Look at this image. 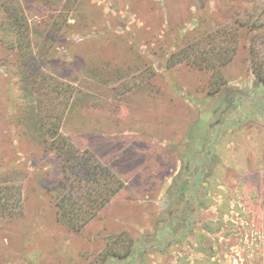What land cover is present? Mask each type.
Returning a JSON list of instances; mask_svg holds the SVG:
<instances>
[{
  "label": "rangeland",
  "instance_id": "obj_1",
  "mask_svg": "<svg viewBox=\"0 0 264 264\" xmlns=\"http://www.w3.org/2000/svg\"><path fill=\"white\" fill-rule=\"evenodd\" d=\"M18 1L34 41L67 14L42 66L72 93L56 112L58 133L122 186L80 232L61 219L57 203L74 176L37 124V93L0 9V192L17 202L0 212V264H264V83L255 66L264 0ZM219 125L232 128L213 151L221 165L210 197L189 213L182 170ZM184 209L193 229L175 234ZM122 235L135 256L104 261Z\"/></svg>",
  "mask_w": 264,
  "mask_h": 264
},
{
  "label": "trees",
  "instance_id": "obj_2",
  "mask_svg": "<svg viewBox=\"0 0 264 264\" xmlns=\"http://www.w3.org/2000/svg\"><path fill=\"white\" fill-rule=\"evenodd\" d=\"M0 9L8 22L11 32V50L17 54L20 66L30 79L32 100L37 102V110L43 114L37 124L45 129L52 137L53 149L63 158L65 164H69L74 176L69 191L57 203V213L67 224L70 230L80 232L110 200L120 191L121 184L118 179L96 164L94 158L88 153H81L74 143L63 135H59L62 118L56 115L58 110L64 109V102L72 96L70 88L64 83L57 81L43 69V60L48 57L54 40L63 31L66 25L67 14L60 20L52 22L51 26L40 36L37 41L31 39L29 23L26 13L18 0H0ZM59 17V16H58ZM57 17V19H58ZM39 43V44H38ZM215 49L210 50L213 52ZM207 55V53H203ZM223 50L215 54L223 56ZM172 57L170 64L173 65L178 59ZM211 59H201V63H209ZM258 66V79L264 83V59L256 61ZM260 70V71H259ZM221 80V79H219ZM221 83H214L219 85ZM41 120V121H40ZM47 153V148H45ZM69 169V170H70ZM12 198V199H10ZM15 203L11 192H0V212L5 211L10 203ZM17 203V202H16ZM15 203V204H16ZM134 241L128 236L122 235L113 243H110L103 253L104 261L109 258H123L135 256Z\"/></svg>",
  "mask_w": 264,
  "mask_h": 264
},
{
  "label": "flooded vegetation",
  "instance_id": "obj_3",
  "mask_svg": "<svg viewBox=\"0 0 264 264\" xmlns=\"http://www.w3.org/2000/svg\"><path fill=\"white\" fill-rule=\"evenodd\" d=\"M219 124H221V122H219ZM233 126H238V124ZM215 128L217 130V135L214 139L212 138L213 140L211 139L209 143L206 141V144L202 146L200 156L201 159L196 161L195 165L192 166V158L191 161L189 160L190 162H187L185 169L182 170L184 173H187V176L184 180L185 182L179 190L181 193L180 195H187L188 197L185 205L186 207L190 206L189 213H197L198 208L201 207L202 201H205L208 197H210L209 192L211 186L208 183V180L214 179L216 172L221 165V160L214 154L213 151L217 148V144L223 136L222 133L227 131V133L230 134L232 132V128L226 129L222 125L215 126ZM191 155H193V153H191ZM194 155L196 154L194 153ZM170 200L173 203L172 205L177 207L175 199L170 198ZM176 213V210L171 209L169 211V217H175ZM187 213V210H181V216L172 221L171 228L175 234L184 232L185 235H188V232L193 229V222L188 219ZM161 222L164 224L165 220Z\"/></svg>",
  "mask_w": 264,
  "mask_h": 264
}]
</instances>
